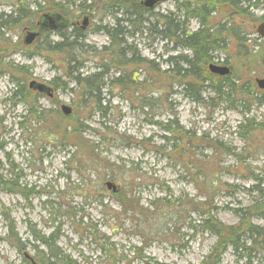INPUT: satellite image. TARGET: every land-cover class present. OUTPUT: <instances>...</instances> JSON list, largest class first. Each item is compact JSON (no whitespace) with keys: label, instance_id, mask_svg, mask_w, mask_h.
Here are the masks:
<instances>
[{"label":"rangeland","instance_id":"1","mask_svg":"<svg viewBox=\"0 0 264 264\" xmlns=\"http://www.w3.org/2000/svg\"><path fill=\"white\" fill-rule=\"evenodd\" d=\"M88 2L0 0V15H11L10 23L0 28V264H40L43 254L55 252L78 264H201L216 238L202 227L198 213L161 203L202 201L199 193L208 187L200 174L203 163L217 173L213 217L236 227L245 210L251 224L264 228V88L256 85V79L264 78V40L255 31L264 0H244L240 11L214 1L210 25L222 24L233 32L220 34L224 49L214 52L209 63L229 68L226 76L231 75L236 91L228 99H220L210 87L199 91L196 84L184 95L171 78L162 77L158 70H171L170 59L190 51L173 49L144 29V23L134 32L127 29L134 54L125 56L142 65L126 67L125 89L107 85L100 91L101 111L97 98L81 96L67 72L77 65L82 75L105 67L108 81L117 77L115 66L124 58L77 53L70 55L76 63L68 65L67 55L43 49L46 41H60L56 32L30 45L22 42L42 14L56 12L78 21L75 27L88 17L81 30L84 38L77 42L82 52L108 47L109 38L96 27H110L117 15L83 10ZM151 10L175 13L176 2L163 1ZM33 12L32 25L27 18ZM187 23L190 32L197 29L195 19ZM64 29L63 34L72 30ZM234 35L243 46L236 47ZM30 81L48 84L52 95L29 89ZM136 82L142 85L136 88ZM20 88L21 96L14 95ZM140 97L148 103L144 107ZM60 104L71 106V121L57 115ZM174 123L179 133L164 131ZM103 157L115 170L126 169L122 181L115 180L116 188L127 190L147 211L123 214L111 191L103 189L110 179L100 168ZM150 202L159 208L152 209ZM164 221L169 223L163 228ZM226 248L218 264H264L260 253Z\"/></svg>","mask_w":264,"mask_h":264},{"label":"trees","instance_id":"2","mask_svg":"<svg viewBox=\"0 0 264 264\" xmlns=\"http://www.w3.org/2000/svg\"><path fill=\"white\" fill-rule=\"evenodd\" d=\"M215 4L218 5H227L228 7H233L235 10L240 11L241 4L244 0H214ZM212 0H194L192 3V8L189 9L188 14L192 17H197L199 19L200 27L194 32H190L188 30V25L186 23V19L184 18V13H181V5L179 2H176V12H172L169 14H158L153 12L150 9L144 8V6L140 3V0H89L88 4L83 6V10H91V11H99L103 10L104 12L109 11L113 12L112 14L119 15L120 17L115 16L113 24L109 27L106 26H97L96 32H102L107 38H109L108 47L102 46L100 49L90 48V50L84 51L81 48H78V41H82L84 38V34L77 27L73 28L69 33L63 34V30H58L57 35L59 36L60 41L47 42L43 45V49L50 53H63L67 55L66 60L67 64L70 63L75 64L74 56L70 57V55H77L81 53H91L94 58H98V56L103 58H110L111 60L116 58H124L120 65L115 66L116 70H119L117 73V77L108 79V74L110 73L108 69L105 67L100 69L99 72H89L86 75H82L79 70V65L72 66L67 72L66 78H68L69 82L74 83L75 87L79 90L81 96L89 98L90 96H94L97 98L96 105L97 111H101L103 107L100 105V101L98 100L99 95L101 94V90L106 88L107 85L114 86L115 88L125 89L127 86V66H131L134 64L136 66L142 65L140 61L131 59H125V56H129V54L133 55L134 51L131 46L127 43L128 31L127 29L130 27L132 32L134 29L138 27L137 25H141L147 23L146 28L149 29L157 36L161 41L164 40L166 43H170L173 45V49L181 48L187 49L190 51V55L182 56L179 55L174 57L173 65L171 70H164L161 72L158 70V73L163 77L171 78L177 86L181 89V92L185 95L187 91L194 90L192 88V84H196L199 86L202 91L204 88L210 87L213 90L214 94L218 97L226 96L228 99V95L231 93H235L236 86L230 80L231 75L229 76H213L212 73H209V63L212 62L214 52H218L223 48V39H220V34L231 35L233 36V32H231L228 28L225 30L224 25H219V28H216V25L211 26L209 23L210 12L206 10V5L214 4ZM78 7H81L80 5ZM85 7V8H84ZM38 12V11H36ZM33 12L28 16L27 19L32 20L33 15L36 14ZM24 13V12H23ZM125 16V17H124ZM4 18V19H3ZM11 15H0V28H4L10 23ZM32 20V25H33ZM141 29V28H140ZM137 30V31H140ZM217 32L219 33L217 35ZM235 43L237 44V48L239 46H243L242 40L239 35L235 36ZM39 39V38H37ZM36 39V40H37ZM71 39V40H69ZM226 39V38H225ZM171 62V61H170ZM143 63V62H142ZM145 63V61H144ZM179 63L180 66L177 64ZM100 68V67H99ZM98 68V69H99ZM82 75V76H81ZM106 78V79H105ZM213 80H215L216 85H213ZM142 84L136 82L135 87L138 88ZM21 90V92H20ZM22 94V88L18 89V91L14 92L15 94ZM78 93V92H77ZM226 94V95H225ZM225 98V99H226ZM223 99V98H222ZM138 101H141L144 105L148 104L144 97L138 98ZM38 107L36 108L34 114L38 118L40 117V113ZM60 113H57L59 117L65 119L67 122L72 120V116L69 115L64 116ZM174 127H166L164 131L170 133H179L177 131L176 123L173 124ZM71 128V127H70ZM73 130V128L71 129ZM175 131V132H174ZM79 134V131H78ZM166 139V138H164ZM169 140V138H167ZM166 139V140H167ZM172 139V138H171ZM181 139V138H180ZM179 139V140H180ZM183 139V138H182ZM187 142L192 141V137L186 136ZM173 142L178 139H172ZM172 142V146L175 143ZM87 147V146H86ZM91 155L95 152V147H88ZM95 155V154H94ZM96 156V155H95ZM103 164L100 165V168L108 174L110 179L104 180L103 189H106L105 182L110 180L113 181L114 184L117 181L121 182L123 170H115L114 164H110L106 161V158L103 157ZM200 174L202 177L206 179L208 187L205 188L202 193H199L201 197H203L202 201H195L194 199H188L187 201L174 199L170 201H165L161 203L163 208L170 207H185V212L198 213V217H200L202 227H206L216 238L214 245L211 247V250L205 257L202 259L201 264H218L220 262L221 255L226 251V247L230 246L233 248L234 252L240 248L242 250H246V252H255L260 253L264 256V228L259 225H253L249 221V217L246 216L247 211L240 212V219L238 225H223L220 221L213 217V188L216 187V176L215 170L209 169L207 165L204 163L201 165ZM219 168V167H218ZM80 171L79 168H77ZM90 172L96 171L95 168L89 169ZM129 171V170H128ZM117 172V173H116ZM121 172V174H120ZM255 180H258V177H254ZM116 180V182H115ZM204 181V180H203ZM108 190V189H106ZM122 190V189H121ZM212 190V191H211ZM255 190H260L259 185L255 186ZM132 191V190H131ZM128 191L123 188L122 191L118 190L115 194H113V198L118 201L120 206L123 208V214H126L129 211L132 215L142 214L141 210H148L147 208H142L139 205V200L133 199L128 195ZM149 206L152 209L159 208L157 207L156 202H150ZM197 206V207H196ZM199 207V208H198ZM169 223V221H164L163 228ZM162 228V230H163ZM247 235V243L246 241L243 243L241 238ZM246 240V239H245ZM41 243H45L43 238H40ZM40 264H78L72 258L67 256L66 254H62L61 252L55 253H46L41 256ZM155 264H167V263H155Z\"/></svg>","mask_w":264,"mask_h":264},{"label":"water","instance_id":"3","mask_svg":"<svg viewBox=\"0 0 264 264\" xmlns=\"http://www.w3.org/2000/svg\"><path fill=\"white\" fill-rule=\"evenodd\" d=\"M160 0H143L141 1V4H143L147 9L153 8L157 2ZM88 17H84L82 21L81 27L84 28L86 27ZM70 25V20L66 18L65 16L63 17L59 13L56 12H51V13H44L42 16L39 18V21L37 23L38 28L33 29L32 31H27L23 38L22 42L25 45H30L33 43V40L36 39L43 31H51V30H62L64 27H67ZM257 36L261 37L264 40V22L260 23L256 29H255ZM209 71L212 74L219 75V76H226L229 73V68L224 65H214V64H209ZM256 85L260 89L264 88V78L261 79H256ZM29 89L33 91H38L39 93L49 95L51 96V87L48 84L40 83L37 81H30L28 83ZM60 111L61 114L64 116H69V114L72 111V108L70 105L66 104H60ZM105 187L106 189L110 190L112 194H115L118 189L116 188V184H114L113 181H106L105 182Z\"/></svg>","mask_w":264,"mask_h":264},{"label":"flooded vegetation","instance_id":"4","mask_svg":"<svg viewBox=\"0 0 264 264\" xmlns=\"http://www.w3.org/2000/svg\"><path fill=\"white\" fill-rule=\"evenodd\" d=\"M163 1H173V2H179V4L181 5V13H184V15H185V17H187V20L189 19V18H193V19H195L196 20V22L198 23V26H197V29L200 27V23H199V19L197 18V17H192V16H189V14H188V11H189V9L190 8H192V3H193V1L194 0H160L159 2H157V4L154 6V7H156L158 4H160V2H163ZM188 1V2H187ZM212 1V0H211ZM207 7H206V10H209V12H210V16H214L215 15V11H214V4L212 5V4H209V5H206ZM153 7V8H154ZM144 8H146V7H144ZM229 8H231V7H229ZM147 9V8H146ZM231 9H233V7L231 8ZM67 18V17H66ZM69 20H70V18H68ZM260 19H261V22L260 23H262V22H264V15L263 16H260ZM187 20H186V23H187ZM87 22H88V20H87ZM38 23V22H37ZM259 23V24H260ZM75 24L77 25L78 24V21H71L70 20V25H69V27L70 28H75ZM188 24V23H187ZM258 24V25H259ZM81 25H82V22H81ZM81 25H79V26H77V28L79 29V30H82V29H84V28H82L81 27ZM257 25V26H258ZM256 26V27H257ZM35 27V26H34ZM38 28V26L37 27H35V28H33V29H37ZM32 29V30H33ZM32 30H28V31H32ZM57 31L58 30H49V31H43L37 38H39V37H41V36H43V34H47V33H54V32H56L57 33ZM36 38V39H37ZM24 44V43H23ZM25 45V44H24ZM40 94H42V93H40ZM45 95V94H44ZM47 96H49V95H47ZM50 97V96H49ZM30 261V264L32 263V260H29Z\"/></svg>","mask_w":264,"mask_h":264}]
</instances>
